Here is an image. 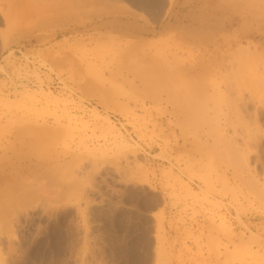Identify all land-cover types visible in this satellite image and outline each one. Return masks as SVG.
<instances>
[{"label": "rangeland", "instance_id": "374dc122", "mask_svg": "<svg viewBox=\"0 0 264 264\" xmlns=\"http://www.w3.org/2000/svg\"><path fill=\"white\" fill-rule=\"evenodd\" d=\"M249 3L244 31L241 0H0V183L37 197L0 264H264Z\"/></svg>", "mask_w": 264, "mask_h": 264}, {"label": "bare ground", "instance_id": "6f19581e", "mask_svg": "<svg viewBox=\"0 0 264 264\" xmlns=\"http://www.w3.org/2000/svg\"><path fill=\"white\" fill-rule=\"evenodd\" d=\"M164 2V1H163ZM161 3V2H160ZM160 8V7H159ZM16 49V48H15ZM16 51V50H15ZM10 52V51H9ZM43 100V99H42ZM47 100V99H46ZM15 102L18 103L19 107H27L26 104L27 103H35L38 104L41 102V99L38 98V96H36V94H32V93H20V96H18L15 100ZM26 103V104H25ZM42 103V102H41ZM47 103V102H46ZM32 107V106H31ZM32 109V108H30ZM25 111V110H24ZM32 178H29V180L26 178L25 182L27 181H36L38 180V177L36 176H32V175H28ZM42 177V176H41ZM40 178V177H39ZM43 178V177H42ZM19 178H17L18 180ZM23 179V177H22ZM45 184L48 185V188L51 190V192L53 191V189H55L56 184H51L48 183V181L44 182ZM34 184V183H32ZM44 186V185H43ZM30 189L27 190H23L22 192H17V190H13L12 187L10 186V184L7 182H2L0 183V223H2V219H3V227H10L9 226V220L8 218L6 219V214L7 213H12L14 210L20 208L18 205L20 204H29L32 203L35 199H37V197H35V193L36 191H34V189L32 187H29ZM12 190L14 191V202H10V206L7 207L5 206V204L9 201L8 199V195L12 192ZM47 193V192H46ZM47 195H50V193H47ZM5 203V204H4ZM9 203V202H8ZM2 225H0L1 227Z\"/></svg>", "mask_w": 264, "mask_h": 264}, {"label": "crops", "instance_id": "0c3cea01", "mask_svg": "<svg viewBox=\"0 0 264 264\" xmlns=\"http://www.w3.org/2000/svg\"><path fill=\"white\" fill-rule=\"evenodd\" d=\"M250 7L251 5L249 3V0H241V5L238 8V15L240 16L241 27L244 31H247L251 24L250 20L251 18H253V15H255V13L251 10ZM219 19L220 16L217 17V20Z\"/></svg>", "mask_w": 264, "mask_h": 264}, {"label": "built area", "instance_id": "2783aa9c", "mask_svg": "<svg viewBox=\"0 0 264 264\" xmlns=\"http://www.w3.org/2000/svg\"><path fill=\"white\" fill-rule=\"evenodd\" d=\"M59 82L61 83V80Z\"/></svg>", "mask_w": 264, "mask_h": 264}]
</instances>
